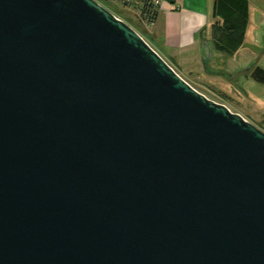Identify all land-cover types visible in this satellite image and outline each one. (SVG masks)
I'll list each match as a JSON object with an SVG mask.
<instances>
[{
	"label": "water",
	"instance_id": "1",
	"mask_svg": "<svg viewBox=\"0 0 264 264\" xmlns=\"http://www.w3.org/2000/svg\"><path fill=\"white\" fill-rule=\"evenodd\" d=\"M0 264H264V131L96 0H0Z\"/></svg>",
	"mask_w": 264,
	"mask_h": 264
},
{
	"label": "crops",
	"instance_id": "2",
	"mask_svg": "<svg viewBox=\"0 0 264 264\" xmlns=\"http://www.w3.org/2000/svg\"><path fill=\"white\" fill-rule=\"evenodd\" d=\"M246 1L248 4L247 24L243 42L235 53L248 50L261 58L259 50L262 48L264 0ZM216 3L217 0H164L161 13L154 24L155 29L150 31L153 42H157V47L160 49L170 47L174 52L200 49L202 41L212 40L211 36L215 31L213 25L218 20L215 16ZM252 29L255 31L251 32ZM209 30L210 34L206 36ZM215 48L219 52L216 45ZM258 58L255 62L257 68L264 69L263 64L258 65Z\"/></svg>",
	"mask_w": 264,
	"mask_h": 264
},
{
	"label": "rangeland",
	"instance_id": "3",
	"mask_svg": "<svg viewBox=\"0 0 264 264\" xmlns=\"http://www.w3.org/2000/svg\"><path fill=\"white\" fill-rule=\"evenodd\" d=\"M107 6V5H106ZM109 7V6H107ZM117 9V8H116ZM112 12L123 16L133 27L140 28L138 30L147 39L153 47L156 48L166 58L167 62L179 72V74L188 81L194 88L205 94L210 99L226 104L232 111L240 113L247 120L253 122L257 127L264 131V84L250 80L244 84L243 90L238 91L232 82L225 77L207 72L204 68L201 58V49H186L185 51H173L170 47L160 49L157 42H153L152 36L144 35L145 31L150 33L155 29L156 25L146 27L136 23L132 19L125 17L119 13L118 9ZM163 22V20H162ZM156 24V23H155ZM154 28V29H153ZM255 30H251L254 32ZM210 34V30L206 32V36ZM257 36V35H256ZM262 39V38H261ZM252 41H250L251 43ZM261 58H258V65H264V47L260 50ZM223 66L219 59L211 60L208 65L209 69H220ZM236 89L237 92H233Z\"/></svg>",
	"mask_w": 264,
	"mask_h": 264
},
{
	"label": "trees",
	"instance_id": "4",
	"mask_svg": "<svg viewBox=\"0 0 264 264\" xmlns=\"http://www.w3.org/2000/svg\"><path fill=\"white\" fill-rule=\"evenodd\" d=\"M100 1L109 3L107 5H109V8L111 10L112 8L114 10L118 9L119 13L123 14L122 7L118 5H112L109 0ZM247 14L248 4L246 0H217L215 16L218 20L215 22L213 27L215 29V32L217 33L215 45L219 52L227 55H232L238 49L239 45L243 42L244 32L247 24ZM155 19L156 17H154V20ZM136 29L140 30V28ZM144 35L150 37V33H148L147 31H145ZM253 79L256 82L264 84V69L260 67L256 68Z\"/></svg>",
	"mask_w": 264,
	"mask_h": 264
},
{
	"label": "flooded vegetation",
	"instance_id": "5",
	"mask_svg": "<svg viewBox=\"0 0 264 264\" xmlns=\"http://www.w3.org/2000/svg\"><path fill=\"white\" fill-rule=\"evenodd\" d=\"M217 33L214 31L212 33V40L215 43ZM261 45L264 47V40L262 38ZM208 52V51H207ZM222 55L218 57H213L207 62V67L203 64L205 69H208V65L211 62V60L219 59L220 63L223 64V66L220 69H209L211 70L210 73L219 74L226 79L231 80L234 82V85L238 91L241 89L243 90L244 84L247 83L250 80L253 79V75L256 71V60L257 57L255 54H253L251 51H243L240 53H234L232 55H227L222 52H220ZM236 89L233 90V92H237Z\"/></svg>",
	"mask_w": 264,
	"mask_h": 264
},
{
	"label": "built area",
	"instance_id": "6",
	"mask_svg": "<svg viewBox=\"0 0 264 264\" xmlns=\"http://www.w3.org/2000/svg\"><path fill=\"white\" fill-rule=\"evenodd\" d=\"M102 5H107L109 3L96 0ZM112 5H118L123 8V14L129 19H132L136 23L146 27V29L155 24L157 21L164 0H109ZM109 6V5H107ZM156 14V15H155ZM117 18L123 19L127 22L125 18L115 14ZM154 17L156 19L154 20ZM130 23V22H129ZM131 24V23H130ZM132 25V24H131ZM138 30V29H137Z\"/></svg>",
	"mask_w": 264,
	"mask_h": 264
}]
</instances>
